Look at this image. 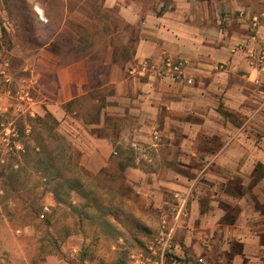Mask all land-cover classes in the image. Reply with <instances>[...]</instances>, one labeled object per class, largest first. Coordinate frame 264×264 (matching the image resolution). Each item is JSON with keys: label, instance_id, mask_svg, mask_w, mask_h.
<instances>
[{"label": "crops", "instance_id": "1", "mask_svg": "<svg viewBox=\"0 0 264 264\" xmlns=\"http://www.w3.org/2000/svg\"><path fill=\"white\" fill-rule=\"evenodd\" d=\"M52 1L35 2L39 19L59 23L38 51L63 32L77 39L86 30L92 39L98 9L111 14L102 22L121 37L114 43L106 33L100 60L89 50L37 65L47 77L42 94L77 162L97 173L117 160L135 198L153 203L162 219L172 206L166 193L179 200L153 254L169 248L186 262L264 264V99L254 82H264V62L246 60L260 49L250 21L260 14L264 24V0ZM162 53L187 62L182 79L128 73ZM124 148L140 157L128 161Z\"/></svg>", "mask_w": 264, "mask_h": 264}, {"label": "rangeland", "instance_id": "2", "mask_svg": "<svg viewBox=\"0 0 264 264\" xmlns=\"http://www.w3.org/2000/svg\"><path fill=\"white\" fill-rule=\"evenodd\" d=\"M37 1L0 0V264H208L186 262L169 248L153 254L152 242L165 235L163 219L175 216L179 200L170 192L164 191L172 206L162 219L153 203L135 198L117 160L97 173L76 171L78 152L57 127L42 94L47 77L37 65L66 63L89 50L100 60L106 33H114L102 18L111 14L94 11L101 21L92 24V39L86 30L77 39L63 32L41 52L59 23L39 19ZM113 35L112 42L121 40ZM122 153L128 161L140 157L139 150Z\"/></svg>", "mask_w": 264, "mask_h": 264}, {"label": "built area", "instance_id": "3", "mask_svg": "<svg viewBox=\"0 0 264 264\" xmlns=\"http://www.w3.org/2000/svg\"><path fill=\"white\" fill-rule=\"evenodd\" d=\"M261 19L262 15L253 14L250 21L251 37L255 39V41L259 40L260 43V49L256 54L250 52L246 56L248 65L253 67L256 65H262L264 62V24L261 22ZM186 64L187 62L185 60L173 59L162 53L160 57L155 60L146 59L143 61L139 69L133 66L128 70V73L161 79L170 78L173 80H180L183 78V68ZM186 80L188 83L192 82L191 78ZM254 82L259 85L260 94L264 99V82H261L258 79L254 80ZM151 135L154 141L160 140V134L157 129H153ZM44 211H49V208L44 207ZM41 216H43V214Z\"/></svg>", "mask_w": 264, "mask_h": 264}, {"label": "trees", "instance_id": "4", "mask_svg": "<svg viewBox=\"0 0 264 264\" xmlns=\"http://www.w3.org/2000/svg\"><path fill=\"white\" fill-rule=\"evenodd\" d=\"M60 140H61V142H64L65 138L63 136H60ZM63 145H64V143H63ZM74 165H75V169H76L77 172H82L84 174H89L88 171L86 169H84L77 161H76V163Z\"/></svg>", "mask_w": 264, "mask_h": 264}]
</instances>
